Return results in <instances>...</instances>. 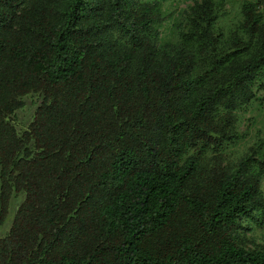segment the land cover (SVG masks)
Returning <instances> with one entry per match:
<instances>
[{
    "label": "trees",
    "instance_id": "obj_1",
    "mask_svg": "<svg viewBox=\"0 0 264 264\" xmlns=\"http://www.w3.org/2000/svg\"><path fill=\"white\" fill-rule=\"evenodd\" d=\"M169 1L0 0V264H264V0Z\"/></svg>",
    "mask_w": 264,
    "mask_h": 264
},
{
    "label": "rangeland",
    "instance_id": "obj_2",
    "mask_svg": "<svg viewBox=\"0 0 264 264\" xmlns=\"http://www.w3.org/2000/svg\"><path fill=\"white\" fill-rule=\"evenodd\" d=\"M194 0H171L164 5L167 12L172 13V18L183 19L186 11L192 5ZM222 11L226 13L225 20L230 21L237 15L236 5L232 2H224ZM259 100L254 104L242 110L238 115L237 130L241 134V139L238 144L231 146L225 152V163H234L245 152L255 145L259 138H264V90L258 94ZM29 111L25 110L24 113H18V118L21 122H25L28 118ZM264 192V182L261 184ZM248 239L253 241L254 244H249L250 247L253 245H264V226H258L252 224L245 232H243ZM251 241V243H252Z\"/></svg>",
    "mask_w": 264,
    "mask_h": 264
}]
</instances>
